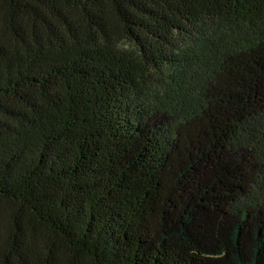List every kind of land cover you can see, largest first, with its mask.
<instances>
[{
	"label": "trees",
	"instance_id": "16d2710c",
	"mask_svg": "<svg viewBox=\"0 0 264 264\" xmlns=\"http://www.w3.org/2000/svg\"><path fill=\"white\" fill-rule=\"evenodd\" d=\"M0 264H264V0H0Z\"/></svg>",
	"mask_w": 264,
	"mask_h": 264
}]
</instances>
